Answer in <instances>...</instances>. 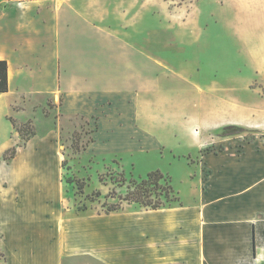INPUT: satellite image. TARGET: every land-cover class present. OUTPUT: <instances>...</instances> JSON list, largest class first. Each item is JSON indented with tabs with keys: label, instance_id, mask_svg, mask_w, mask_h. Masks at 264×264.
<instances>
[{
	"label": "rangeland",
	"instance_id": "obj_1",
	"mask_svg": "<svg viewBox=\"0 0 264 264\" xmlns=\"http://www.w3.org/2000/svg\"><path fill=\"white\" fill-rule=\"evenodd\" d=\"M31 2L25 10L46 13L3 34L25 44L21 57L40 58L47 77L41 93L14 95L0 114L11 142L0 156V264H135L122 257L150 244L155 212L124 201L105 214L104 203L121 202L106 196L127 191L111 174L160 170L190 204L226 166L234 188L263 198L264 44L248 32L264 34V0H72L90 25L69 0L58 1L59 20L50 0ZM83 56L95 59L90 79ZM227 126L243 131L224 136ZM75 178L86 180L83 194L67 182Z\"/></svg>",
	"mask_w": 264,
	"mask_h": 264
},
{
	"label": "crops",
	"instance_id": "obj_2",
	"mask_svg": "<svg viewBox=\"0 0 264 264\" xmlns=\"http://www.w3.org/2000/svg\"><path fill=\"white\" fill-rule=\"evenodd\" d=\"M50 1L56 5L59 20L63 11L58 6L60 0ZM29 2L31 0H0V60L8 62L9 79V92L0 94V114L8 110L14 95L41 93L46 84L47 68L44 62L40 58L30 60L21 57L25 44L21 40H9L7 33L3 34L15 30L25 14L41 16L46 13V10L38 7L25 10ZM65 4H69L74 13L85 17L73 6L72 0ZM86 19L90 25V17ZM92 22L95 28L94 18ZM248 36L251 39L260 37L264 44V34L250 30ZM130 46L134 48L133 43ZM248 46L259 54L253 44L249 43ZM83 58L87 66V79H90L91 73L95 72V59L92 60L90 56ZM57 63L56 74L61 80L62 59L58 58ZM63 66L64 75L69 76L68 63L64 62ZM28 81L41 88L30 91ZM8 123L14 130L12 123ZM1 134L4 140L0 146V156L11 145L8 135ZM237 181L231 168L222 167L205 183V189L199 190L193 203L183 202V205L153 210L150 244L137 246L135 253L123 256V260L135 264H264V218H257L264 214L261 207L264 196L255 198L254 192L257 190L254 187L234 188Z\"/></svg>",
	"mask_w": 264,
	"mask_h": 264
},
{
	"label": "trees",
	"instance_id": "obj_3",
	"mask_svg": "<svg viewBox=\"0 0 264 264\" xmlns=\"http://www.w3.org/2000/svg\"><path fill=\"white\" fill-rule=\"evenodd\" d=\"M9 92V79H8V62L5 60H0V94ZM12 125L17 128L14 122L9 119ZM17 131L22 137L21 130L17 128ZM243 128L237 126H227L223 128L222 134L224 136L235 135L242 132ZM75 150L82 152L86 150L87 145H79V142H74ZM11 152L10 156L7 153ZM17 153V148L12 147L3 156L5 161H8L15 157ZM110 179L113 184L120 187H126L127 191L124 195H117L116 190L111 191L106 197L107 198H118L120 203H104L103 207L105 214H111L114 212H119L122 208V202H127L129 204H138L143 208L150 210H159L164 208H171L173 204L183 205L181 198L175 193V189L171 184V181L160 171H152L147 174L145 178L131 179L128 180L124 175H120V178L116 177L114 174L110 175ZM100 182L107 185L104 176H100ZM68 183L75 184L77 191L81 194L84 193L85 187L87 185L84 179H67ZM102 196L101 191H96L93 193L92 200L95 201L96 198ZM81 211L86 210L80 207Z\"/></svg>",
	"mask_w": 264,
	"mask_h": 264
},
{
	"label": "bare ground",
	"instance_id": "obj_4",
	"mask_svg": "<svg viewBox=\"0 0 264 264\" xmlns=\"http://www.w3.org/2000/svg\"><path fill=\"white\" fill-rule=\"evenodd\" d=\"M241 3H243V2H241ZM242 5H244V4H242Z\"/></svg>",
	"mask_w": 264,
	"mask_h": 264
}]
</instances>
